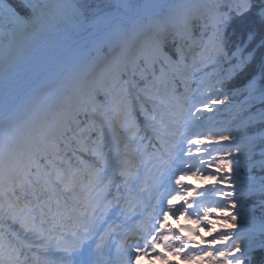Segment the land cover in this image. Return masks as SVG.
<instances>
[{
  "label": "snow or ice",
  "instance_id": "snow-or-ice-1",
  "mask_svg": "<svg viewBox=\"0 0 264 264\" xmlns=\"http://www.w3.org/2000/svg\"><path fill=\"white\" fill-rule=\"evenodd\" d=\"M170 255L264 264V0H0V264Z\"/></svg>",
  "mask_w": 264,
  "mask_h": 264
},
{
  "label": "rangeland",
  "instance_id": "rangeland-1",
  "mask_svg": "<svg viewBox=\"0 0 264 264\" xmlns=\"http://www.w3.org/2000/svg\"><path fill=\"white\" fill-rule=\"evenodd\" d=\"M86 2L91 6L92 9H98V14L102 11H100L101 9L104 11V13H108V12H112L114 11V6L117 3V0H86ZM111 6V7H110ZM104 14H102L101 16H103ZM102 24V23H101ZM101 24L97 25L96 27H92L93 30H98L99 28H101ZM72 33L71 32H65L60 34L57 37L53 38V43L54 46L59 47L60 49H64L69 45H73L75 43V41L71 40L72 39ZM227 107L222 108L220 114L218 115L217 119L219 121H223L224 120V116H226L227 113ZM193 184H196L197 186H202V181L200 180H196L195 178L192 179L191 181ZM174 221V225L175 223L177 224V227H179L180 223L172 218ZM195 219V217H193L192 219H187L184 218V220L182 221V223H184L185 225H188L190 227H199L198 225L193 223V220ZM180 221V220H179ZM200 232L207 236V232L204 231L203 228H200ZM193 235H195L193 233ZM199 241V237H196ZM169 259H175L178 261V264H191V263H184V261L180 258V257H176V256H169ZM156 264H161V262L157 261Z\"/></svg>",
  "mask_w": 264,
  "mask_h": 264
},
{
  "label": "trees",
  "instance_id": "trees-1",
  "mask_svg": "<svg viewBox=\"0 0 264 264\" xmlns=\"http://www.w3.org/2000/svg\"><path fill=\"white\" fill-rule=\"evenodd\" d=\"M100 11H102V14H105L104 11L101 9ZM232 119V116L230 115L229 117V121Z\"/></svg>",
  "mask_w": 264,
  "mask_h": 264
}]
</instances>
